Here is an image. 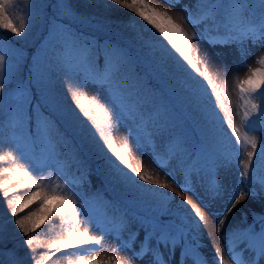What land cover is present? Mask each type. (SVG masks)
I'll return each instance as SVG.
<instances>
[{
    "label": "snow or ice",
    "instance_id": "obj_1",
    "mask_svg": "<svg viewBox=\"0 0 264 264\" xmlns=\"http://www.w3.org/2000/svg\"><path fill=\"white\" fill-rule=\"evenodd\" d=\"M110 2L144 22V31L149 33L145 43L162 63L170 66L187 97L204 112L211 148L206 149L200 140L190 138L173 110L138 78L133 79L130 68L135 54L130 49L108 42L101 46L76 27L86 18L76 12L71 0H55L46 6L50 15L47 32L30 63H23V53L14 48L8 49L6 55L0 40V116L3 117L0 161L10 160L13 164L0 172V176L7 174V178L0 179V199L10 217L16 218L14 225L28 237L23 243L29 250L30 264H47L57 253L67 250H79L74 264H110V261L85 258L86 253L99 251L107 237L118 242L112 249L114 253L131 252L123 264H133L134 260L139 264H188L189 260L191 264H207L198 251V242L189 240L193 231L203 230L207 205L202 207L193 202L183 191L188 184L200 180L205 192L216 198L223 191L218 171L228 168L235 160L241 168V182H246L248 187L235 191L225 218L242 202L257 195L253 186L259 185V192L264 193V143L250 134L264 133V52L257 61L261 66L251 69L247 78L238 82L243 111L241 126H236L225 107L226 97H222V91H227V80L222 90H217L209 72L210 57L207 52L201 55L199 42H205L211 49L235 46L241 57L248 55L246 42L254 45L264 42V0H194L191 7L185 4L180 10L181 19L199 29L191 34L172 15L159 11L146 0ZM174 2L179 4L180 0ZM14 7L15 0H0V30L22 37L32 12L29 8L28 18L20 17L17 22L11 11ZM41 7L45 6L36 5L37 10ZM228 72L227 65L218 66V74L226 77ZM56 76L66 80V91L74 104L72 112L85 147L106 160L115 179L142 201L149 202L146 215L130 217L119 205L96 197L105 207L101 211L86 195L77 193L75 189L86 182L87 165L74 149L69 151L79 176L62 175L58 149H69V141L60 132L53 112L46 115L44 110L50 103V86ZM89 88L94 90L92 96L87 94ZM206 102L211 103V109L205 107ZM217 107L225 112L234 137L230 143L236 145L234 152L227 150L213 130ZM118 126L128 128L121 147L116 146L112 136ZM133 143L141 155L150 149L161 168L175 162L174 170L183 174L184 185L174 179L172 184L161 182L153 179L148 170L141 172L134 167L130 162V156L135 158ZM245 155L247 159H243ZM45 168L54 171L44 175ZM53 179H62L64 189L59 182L55 186L46 183ZM157 188L170 189L184 201L178 204L182 214H173L169 209L175 197ZM21 189L30 190L22 196L14 195ZM34 204L36 207L32 208ZM57 218L62 234L47 245L48 253L37 258L32 247L34 238L29 233H35L46 221L55 223ZM224 223L225 219L217 221V233L222 231ZM93 224L97 229L95 234L91 231ZM81 225L84 230L78 231ZM221 239L227 240L229 257L219 256L218 249L217 264H264V214L258 222L254 218L252 223L232 229ZM9 259L10 264H22L14 252ZM114 259L115 264H121L120 259Z\"/></svg>",
    "mask_w": 264,
    "mask_h": 264
},
{
    "label": "rangeland",
    "instance_id": "obj_2",
    "mask_svg": "<svg viewBox=\"0 0 264 264\" xmlns=\"http://www.w3.org/2000/svg\"><path fill=\"white\" fill-rule=\"evenodd\" d=\"M47 2L48 0H15V7L11 11L13 16L17 19V22H19L20 17H24L25 19L28 18L29 8L32 12V19L22 37H15L10 33L3 31L8 34V37H11L15 43V46L4 44L6 55L10 48L21 51L23 56L36 54L38 50L36 51L33 48H28V46L34 40L35 36L41 32L45 19L49 15L46 7ZM146 2L157 8L159 11L168 12L172 15L173 19L176 20L177 23H181L190 34L199 31L198 27L189 25L185 20L181 19V8L185 4L191 7L194 4V0H180L179 4H176L174 0H146ZM71 3L76 12L80 13L82 16L102 23L99 27L94 26L93 24H88V27L97 29L101 34L121 41L125 44L126 49H130L135 54L130 68L133 79L138 78L146 88L156 94V97L160 102L166 104L171 110H173L174 114L179 118L180 126L189 129L190 124L193 126L196 124L197 131L204 137L207 135V138L209 137L207 141L212 143L211 135L207 133L208 126L206 125L205 114H203L204 112L202 109L192 103L187 97L177 78L173 75L170 66L162 63L157 55H155L145 43L149 33L144 31V27L146 26L143 21L139 20V18H135L131 12H128L127 14H118L123 8L112 4L110 0H71ZM36 5H43L45 7H41L37 10ZM104 20L107 21L108 24L104 23ZM102 26L109 29L104 30L101 28ZM199 47L201 49V55H203L204 52H207L210 57L211 62L209 65V72L213 81L217 84V90H222L224 80H227V91H222V97H226L225 107L231 114L233 124L241 126L243 101L240 99L238 82L246 79L250 74L251 69L261 66L257 61L259 54L264 52V42H257L255 45L250 41L246 42L244 48L249 54L243 57L240 56L235 46L211 49L205 42L200 41ZM222 64L227 65L229 68L226 77L222 73L218 74V66ZM201 69L203 70V65H201ZM65 84V78L61 76L53 77L50 86V103L46 105L44 109L46 115L48 112H53L58 121L60 132L68 141L73 143L72 145L69 143V149H58L60 152L58 159L63 166L62 175L79 176V173L76 171V167L71 160L69 151L70 149H74L79 157L85 160L87 165L86 182L79 188L75 189L77 193H83L86 195L93 203L94 207H99L101 211L105 210L102 201H107L115 203L122 209L128 211L130 217L135 215H146L150 210L149 202L142 201L136 193L129 190L126 186L111 176V170L106 160L97 154L95 150L85 147V140L77 126L76 118L72 112L74 104L72 103L70 94L66 91ZM87 94L92 96L94 90L91 88L87 89ZM36 95H38V93ZM214 100L215 98L212 97V101ZM41 102L43 103V99ZM255 102L260 103L259 100ZM205 107L211 109V103L206 102ZM76 111L78 112V109ZM214 111L217 115L213 118V130L215 131V134L223 140L227 150L234 152L236 150V145L230 143V141H234V137L231 136V129L227 126L225 112L218 107L215 108ZM199 123H202L207 132ZM250 134L255 135L258 141L264 143V133L257 131L256 133ZM127 135L128 128L125 126H118L113 129L112 136L117 147L122 146ZM157 146V150L160 151L159 140H157ZM248 150L251 149L249 148ZM133 151L135 158L130 156V162L134 167H138L139 171L144 172L145 170H148L149 173L153 175V179H159L161 182L172 184L174 179L179 185H184L183 174L174 170L175 162H170L168 167L161 168L153 159L150 149H145V154L141 155L140 151L135 149V144L133 143ZM243 159H247L246 155ZM91 160H97L98 169L91 165ZM9 166L11 167L13 164L11 163ZM90 168L97 170L99 174L103 175V178L107 180L108 185L106 189H102L105 188V186L99 178L90 174ZM240 170L241 168L237 167L235 160H233V163L228 168L219 169L218 174L223 185V191L214 199L205 192L204 184L200 180H195L193 183L188 184L183 191V195L193 202L200 203L202 207L207 205V208L204 209L207 222L203 225V230L193 231L189 236L190 242H198V251L207 261V264H217L219 258L217 255L218 249L219 256H223L226 259L229 257L226 246L227 240H222V236H227L232 229L236 227L252 223L254 218L258 222L260 216L264 214V193L259 192V185H255L253 186V190L257 192V195L242 202L237 210L225 218V210L235 191L238 189H246L248 187L246 182H241V177L239 176ZM53 171L52 168H45L43 174L49 175ZM0 179L5 178L0 176ZM57 182L60 183L61 188L64 187L62 186V179L60 181L54 179L46 181L49 186H55ZM145 187H149V185H145ZM29 190L30 189H21L14 195L22 196ZM156 190L162 192L159 188ZM164 190L169 196L175 197V200L169 203L170 211L172 208H177L178 213L182 214V210L177 206L178 204L184 203V201L179 196H176V194L170 189ZM180 190V188H177V191ZM110 191H112L113 195ZM96 197L102 198V201L96 199ZM172 204L173 206H171ZM219 219H225V223L222 226V231L217 233L216 224ZM45 223L48 224V228L44 232H37V236L39 238L51 236L52 240L59 237V232H52V230H50L51 224L47 221ZM133 226H135V224H133ZM11 227L16 230L14 225H11ZM83 230L84 226L81 225L78 228V231ZM91 231L93 234L97 232L94 224L91 227ZM19 232L18 229V233ZM123 236L126 238L127 233H123ZM117 245L118 242L116 240L107 237L103 245L100 246L99 251L86 253L85 258L89 261L96 259L99 261H110V264H115V257L120 259L121 264H123V261L131 255V252L124 250L114 253L112 249L116 248ZM42 247L43 254L48 253L49 250L47 245H43ZM71 251L73 250H67L66 252L61 253L65 254ZM78 252L79 250H77V253ZM61 253H57L56 256L59 257ZM15 255L22 256L17 253V251L15 252ZM52 259H55V256L52 257ZM72 262H75V259H72ZM54 264H57L56 260L54 261ZM133 264H139V261L134 260ZM188 264H191L190 260L188 261Z\"/></svg>",
    "mask_w": 264,
    "mask_h": 264
},
{
    "label": "trees",
    "instance_id": "obj_3",
    "mask_svg": "<svg viewBox=\"0 0 264 264\" xmlns=\"http://www.w3.org/2000/svg\"><path fill=\"white\" fill-rule=\"evenodd\" d=\"M54 3H55V0H48L47 5H51V4H54ZM44 4H45V2H44ZM128 12H130V11L122 9L120 12H118V14H127ZM82 17L86 18L85 19V23L78 24V25H76V27L79 28V30H81L84 33H86L88 36L94 38L101 46H103V44L105 42H108V43H115L117 45H120V46H123L124 48H126L125 44L122 43L121 41H119V40H117V39H115L113 37H109L107 35L101 34V32H98L97 29H93L91 27H88V24H93L94 26H98L99 27L102 23H99V22L95 21L94 19L87 18L85 16H82ZM48 19H50V15L47 16V18L45 19V23L43 25V28H42L41 32H39L35 36L34 40L29 44L28 48H33L36 51L38 50L40 41H41V39L43 38V36L47 32V28H48L47 21H48ZM103 22L107 23V21H105V20ZM101 28L104 29V30L109 29V28H107L105 26H102ZM8 36L9 35L4 33L3 30H0V40L3 41V44L15 46L14 45L15 43H14L13 39L11 37H8ZM32 55L33 54H29L27 56H24L23 63H30ZM136 69H137V67H136ZM45 114H46V111H45ZM0 119H3V117L0 116ZM199 124H200V126L202 128H204L202 123H199ZM196 126H197L196 124L194 126L190 124L189 125V129L185 128L184 126H181V128H182V130L184 132L187 133V135L190 138H192L193 140H200L204 144L206 149H210L212 143L207 141V139H209V137L206 139L204 136H202V134H200L197 131ZM205 131L207 132L206 129H205ZM69 143L71 145L73 144L70 141H69ZM5 144L6 145L8 144L7 138H5ZM4 150L6 151L7 148H5ZM0 154H2V153H0ZM11 163H12V161H10V160L1 161L0 162V172H2L4 167H10L9 165ZM91 165L94 166L96 169H98L97 160H91ZM90 174H92L95 177L99 178L103 182V184L105 186V188H102V189H106V187L108 185V182H107L106 179L103 178V175L99 174V172L97 170L93 169V168H90ZM3 178H7V174H4ZM62 186H64V184ZM61 189L63 190L64 187L61 188ZM110 193L113 195L112 191H110ZM35 207H36L35 204L32 205V208H35ZM30 210H31V208L30 209H26L25 212H22L20 215L22 216L27 211H30ZM171 212L173 214H176V213H178V210H177V208H175V209L172 208ZM15 219H16L15 217H10V214L6 210L5 203L3 202L2 199H0V264H10V259L9 258L12 255V252L15 253L16 251H17V253L22 255V256H17V257H19L21 259L22 264H30V262L28 261L29 250L27 249L26 245L23 243V241L25 239H27L28 237H25L22 232L18 233V228L13 223V221ZM11 225H14L16 230H14L11 227ZM47 228H48V224L45 223L39 229H37V231L35 233H31V232L29 233V237L34 238V243H33L32 247H33V249H35V255H36L37 258H39L41 255H44L43 251H42V248H43L42 246L43 245H48V244H50L52 242V237L51 236H46V237H42L41 236L42 238H39L37 236V232H44V231H46ZM50 230H52V232H59V236L62 234L61 233V226H60V222H59L58 218L55 221V223L51 224ZM9 250H11V251H9ZM76 254H77V250L76 251L67 252L65 254L61 253L59 255V257L55 256V259H51V260L47 261V264H54L55 260L57 261V264H74V262H72V259L76 258Z\"/></svg>",
    "mask_w": 264,
    "mask_h": 264
},
{
    "label": "bare ground",
    "instance_id": "obj_4",
    "mask_svg": "<svg viewBox=\"0 0 264 264\" xmlns=\"http://www.w3.org/2000/svg\"><path fill=\"white\" fill-rule=\"evenodd\" d=\"M196 189V188H195ZM162 192H166L164 189H161Z\"/></svg>",
    "mask_w": 264,
    "mask_h": 264
}]
</instances>
